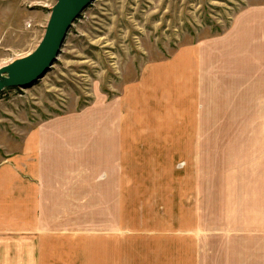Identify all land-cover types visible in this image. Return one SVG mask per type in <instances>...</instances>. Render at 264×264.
Here are the masks:
<instances>
[{"label": "rangeland", "instance_id": "obj_1", "mask_svg": "<svg viewBox=\"0 0 264 264\" xmlns=\"http://www.w3.org/2000/svg\"><path fill=\"white\" fill-rule=\"evenodd\" d=\"M56 2L0 0V68L35 51ZM246 14L264 16V0H95L40 80L0 93V163L23 153L33 128L58 118L108 109L123 122L128 226L111 231L110 221L90 224L94 212L83 211L82 225L61 226L66 219L43 235L37 264H169L172 236L195 220L186 190L201 185L202 172L216 185L219 169L217 98L211 93L215 130L203 134L200 87L185 78L186 56L241 32ZM165 72L175 78L152 77Z\"/></svg>", "mask_w": 264, "mask_h": 264}, {"label": "crops", "instance_id": "obj_2", "mask_svg": "<svg viewBox=\"0 0 264 264\" xmlns=\"http://www.w3.org/2000/svg\"><path fill=\"white\" fill-rule=\"evenodd\" d=\"M260 15L242 16L241 32L219 37L216 47L203 43L186 56L185 78L200 87L203 134L215 130L210 121L211 93L217 98L219 169L216 185L208 171L202 172L200 186L185 188L186 197L193 200L189 208L195 220L172 236L169 264H264V16ZM258 25L263 32L253 34ZM169 73L152 77L175 78ZM112 113L106 109L43 123L27 134L21 155L0 163V264H37L43 235L66 219L70 222L61 226L82 225L83 211L94 212L87 219L90 224L110 221V228H115L111 231L128 226L123 216L128 203L124 127L118 111L116 116ZM227 131L231 133L223 134ZM174 191L177 201L176 187ZM170 209L176 217L178 206Z\"/></svg>", "mask_w": 264, "mask_h": 264}, {"label": "water", "instance_id": "obj_3", "mask_svg": "<svg viewBox=\"0 0 264 264\" xmlns=\"http://www.w3.org/2000/svg\"><path fill=\"white\" fill-rule=\"evenodd\" d=\"M94 1L57 0L52 7L45 34L35 51L0 68V93L40 80L58 60L74 23Z\"/></svg>", "mask_w": 264, "mask_h": 264}]
</instances>
